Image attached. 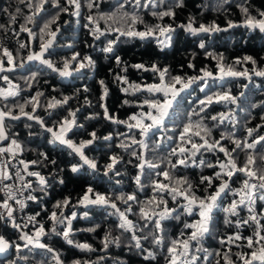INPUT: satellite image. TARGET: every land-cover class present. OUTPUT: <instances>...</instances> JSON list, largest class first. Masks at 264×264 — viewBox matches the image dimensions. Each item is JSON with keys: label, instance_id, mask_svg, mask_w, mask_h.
Returning <instances> with one entry per match:
<instances>
[{"label": "trees", "instance_id": "1", "mask_svg": "<svg viewBox=\"0 0 264 264\" xmlns=\"http://www.w3.org/2000/svg\"><path fill=\"white\" fill-rule=\"evenodd\" d=\"M39 2L31 0L32 7L29 8L28 0H0V25L4 26L0 28V67L4 69L0 71V86L13 84L17 89L14 95H0V111L10 113L3 119L6 141L0 146L11 140L20 145L19 149L15 148L19 151L17 159L28 164L25 169L21 163L35 197L31 199L29 210L39 214L38 222L26 227L20 225V228L13 226V223L19 225L17 222L0 220V237L9 244L7 251L0 254V264H57L56 256L61 264H73L77 260L81 264H169L168 248L172 242L189 240L194 229L186 228L185 224L200 219L198 204L189 214L184 208L187 201L182 196L173 200L167 191L161 193L155 188L157 183L186 188V185L176 184L178 179H187L192 184V193L206 203L210 202L207 198L215 195L221 183L227 180L229 184V189L218 197V206L211 211L209 231L197 241L189 240L188 254L180 257L178 264H225V254L233 264H243L238 256L250 254L259 247L254 245L249 249L245 238L253 237L257 230L264 235V229H258L250 220V215L255 214L260 225L264 226V200L259 199L261 193L256 191L250 205L252 213L247 203L237 208L236 215L225 213L224 208L234 200L239 201L236 192L247 177L237 172L230 180L226 176L216 179L215 173L221 171L219 162H227L228 157L219 151V147L197 151L192 149V143L203 144L201 137L209 143L220 141V146L229 152L236 149L232 156L238 167H243L248 155H252L256 160L253 170L264 169V161L260 159L264 156V141L252 149L236 148L233 143L236 140L250 144L264 136V76L256 75L264 71V32L245 26L246 15L242 11L246 8L248 16L262 19L260 13L264 12V0H153L155 6L150 4L147 8H137L133 0H78V9L68 0H58V7H53V0H48L38 11ZM90 2L94 5L91 8L88 7ZM145 2L141 0L142 5ZM17 9H20L19 13ZM167 10L173 11L174 16L159 19L152 14ZM34 12L37 14L33 15ZM123 13H135L139 20L132 24ZM12 15L16 16L14 22L10 19ZM29 16H32L31 23L27 20ZM90 16L93 18L91 22ZM109 16L113 19H108ZM189 23L196 29L204 25L219 30L193 35L187 30ZM45 24L49 25L46 29ZM156 25L174 29L167 34L171 37L168 45L158 42L162 37L159 32L141 39L112 30L145 31ZM22 26L30 29L32 34L22 31ZM49 40L52 43L43 51L42 59L50 61L53 68L40 60L28 59L30 55L40 54L42 45ZM109 41L115 42L111 53L103 51ZM21 44L25 47L21 48ZM5 49L12 54V64L4 55ZM73 56H76L75 60ZM86 57L91 59V64ZM117 57L120 58L119 64ZM245 57H251V60H245ZM65 63L68 64L67 76L60 74ZM81 63L85 65L83 68ZM137 64L144 67H134ZM153 66L168 69L164 79L166 84L175 76L185 82L193 77L196 80L187 89L179 91L163 124L141 135L139 128H129V124L136 123L130 117L135 115L144 124H151L145 113L155 115L156 112L144 101L163 103L164 100L163 93L147 91V85L161 82L159 72H154ZM229 70L246 71L247 75H227ZM205 71L211 72L212 76L205 77ZM5 76L7 81L3 79ZM224 93L235 98V102L217 101V94ZM208 97H212L213 102L201 105L200 101H207ZM65 98L67 102L63 103ZM55 101L62 103L49 108L48 105ZM20 106L36 119L22 115ZM201 107H204L203 112H200ZM221 113L223 120L219 118ZM13 116L19 119H12ZM212 116L218 119L213 121ZM66 119L73 122L67 131V140L77 146L93 140L82 151L84 157L96 164L95 169L47 131V128L59 131L60 124ZM190 122L194 125L200 123L210 132L193 127L181 140V133ZM249 129L253 130L251 135ZM197 131L200 136L194 135ZM93 132L95 139L91 136ZM108 136L111 139H104ZM181 147L188 151L180 153ZM173 149L176 155H172ZM112 157L117 158V163L109 169L107 166ZM179 159H185L186 164L178 165ZM173 164L177 166L173 168ZM73 166L77 167L76 172L71 170ZM164 171L169 172L171 179L162 175ZM31 172L39 173L46 183L41 185L39 176L29 175ZM137 176L140 177L139 184ZM201 177L213 178L211 186L207 182L201 183ZM89 188L92 192H88ZM85 195L90 200L97 195L105 196L108 203H81ZM129 195L136 199L127 200ZM161 198L167 201L168 209L176 211L166 215L161 228L157 229L154 222L165 208L159 204ZM64 200L69 203L64 205ZM149 200L153 203L149 204ZM112 203L119 212L111 207ZM57 204L60 207H56ZM142 208L152 217L151 220L142 217ZM52 212L64 222L53 221ZM120 212L131 222V228L119 227L123 223ZM226 217L230 223L225 222ZM243 220L250 222L245 225ZM69 221L71 232L65 239L63 231ZM40 225L44 226L45 235L39 238V242L46 247L35 244L24 247L27 242L20 239L21 235L35 237ZM133 235L141 238L140 249L135 247V241L131 239ZM236 235L242 239L228 242L229 237ZM145 236L148 239H143ZM106 237L113 241L119 238V243H109L105 248ZM157 237L161 240L159 244L154 242ZM68 239L73 243L69 244ZM77 244H87L91 250H82L76 247ZM16 245L21 246L19 251ZM48 248L52 251L49 252ZM177 249L183 251L181 244H177ZM149 253L152 256L145 259Z\"/></svg>", "mask_w": 264, "mask_h": 264}, {"label": "snow or ice", "instance_id": "2", "mask_svg": "<svg viewBox=\"0 0 264 264\" xmlns=\"http://www.w3.org/2000/svg\"><path fill=\"white\" fill-rule=\"evenodd\" d=\"M21 2H24V0H21ZM48 0H40L39 4L37 5V9L42 10L44 3H47ZM68 2L70 4H74L76 6V8L78 9L80 7L78 0H68ZM135 6L137 8L139 7H144L147 8L149 7L150 4H152L153 6V0H146V2L142 5L141 4V0H133ZM58 0H53V7H58ZM93 3H89L88 7L91 8L93 7ZM177 6H182L181 4H177ZM28 7L31 8L32 7V3L31 0H28ZM121 8L124 7L123 4L120 5ZM64 11H66L67 9H63ZM20 9H17V13H19ZM242 11L245 13L246 15V20H245V26L249 27V28H259V30L261 32H264V18L262 19H255L254 17L248 16V10L246 8L242 9ZM37 13L34 12L33 15H36ZM154 16H158L159 19H163L165 16H174V12L171 10H167V11H163V12H153L152 13ZM261 17H264V12L260 13ZM123 17H127L128 19H130L132 24L137 23V21L139 20V17L133 13L131 15H129L128 13H123ZM122 17V18H123ZM10 19L14 22L16 19L15 15L10 16ZM89 21L91 22L93 20V18L90 16ZM108 19H113L112 16H109ZM27 20L29 23L32 22V16L27 17ZM141 23H143V21H139ZM229 26L232 27L233 25L231 24V22L229 23ZM4 27L3 25H0V28ZM49 25L45 24L44 28H48ZM183 27V26H182ZM22 31H27L29 32V35H31V30L28 29L27 27L22 26L21 27ZM113 31H117L120 33V35H125L128 37H139L141 39H145L147 37L150 36H154L156 32H159V34L161 36H165L166 39H171L170 36H168V33H171L172 31H174V29H172L170 26L169 27H161L160 25H156L154 27H148L146 28L145 31H134V30H126V31H121L119 28H115L112 29ZM187 30L190 31L193 35H196L198 33H207V32H211V31H218L219 29L215 26H209L206 27L204 25H201L199 27V29H196L194 27H192V24L189 23V25L187 26ZM43 31V30H42ZM51 35L54 37L55 36V32L51 33ZM160 44H164L165 41L164 40H159L158 41ZM52 41L49 40L48 43L43 44L42 45V51L40 54H36V55H30L28 57L29 60H40L41 63L46 64L49 68H53V65L50 61L48 60H44L42 59V54L43 51H46L47 48L51 45ZM115 42L114 41H109V44L106 48L103 49L104 52L107 53H111L113 51V44ZM21 48H24L25 45L21 44L20 45ZM200 47L203 48L204 45L203 43L200 44ZM4 55L7 56L8 58V63L12 64L13 63V57L12 54L10 52H8L7 49L4 50ZM73 60L76 59V56L72 57ZM89 64L92 63L91 59L86 57L85 58ZM245 60H251V57H245ZM117 63H120V58L117 57L116 58ZM237 63H239V61H237ZM254 63V61H253ZM85 65L84 63L80 64V67L83 68ZM192 65H189V67H191ZM134 67L136 68H143L144 65L142 64H137L134 65ZM68 69V64L65 63L64 65V70L61 71V75L63 76H67L69 75V72L67 71ZM55 70V69H54ZM152 70L154 72H159V76H160V81L161 83L159 85L157 84H152V85H148L147 86V91L150 93H163L164 95V100L163 103L156 101V100H145L144 104H147L149 106V108L155 110L156 114L153 115V112H148L147 113V119L151 120L152 123L151 124H144L142 119H138L137 116L133 115L130 117L131 120L136 121L135 124H129V128H139L141 130V135H146L153 127H159L160 125L163 124L164 118L168 115V110L172 107V102L173 100H175L176 96L179 94V91H182L184 89H187L188 87H190V85L195 82L196 78H190L187 82H185L180 76H175L171 78V82L165 84L164 83V79L165 76L168 72V69H157L155 66H153ZM0 71H4L3 67H0ZM221 71L223 72V69L221 68ZM227 75H232V76H240V75H247V72H235V71H231L229 70L227 73ZM256 75H260V76H264V71L261 72H257ZM204 76L205 77H210L212 76L211 72L205 71L204 72ZM3 79L5 81L8 80V77L5 76L3 77ZM126 82V81H124ZM101 83H103L101 81ZM177 85H182L181 89H177ZM138 88V86H136ZM106 89H105V93H106ZM125 91H127V89H125ZM15 93H8V95H14ZM0 95H4V93L2 91H0ZM217 101H232L233 103L235 102V98L231 97L228 93H224L223 95H219L217 94L216 96ZM67 102V98H65V100L63 101V103ZM213 102V98L212 97H208L207 101L201 100L200 104L201 105H205V104H211ZM62 103L61 101H55L54 104H49L48 107H54L56 104H60ZM33 111H35V108H33ZM204 111V107L200 108V112ZM20 112L22 115H25L28 117V119H36L34 116L30 115L29 113L24 112V108L23 106H20ZM195 115H199V113H193ZM10 115V113L7 112H3L0 111V140H4L6 139L5 136V132H4V127H3V119L5 116ZM72 116L75 115V113L71 114ZM143 116V114H141ZM221 120H223L224 116L223 113L220 114L219 117ZM12 119H19V117L17 116H13ZM211 119L213 121H216L218 119L217 116H212ZM41 124L43 123L42 121H38ZM72 123L71 121H68L67 119L64 120L61 124H60V130L58 133L53 132L52 128H47L48 132H52L54 139L60 141L63 144H66L68 147L72 148L76 153L80 154L81 158L84 160L85 164H88L91 168L95 169L96 168V164L93 163L92 161L88 160L86 157H84L83 154V149L91 144L93 142V140H88V141H84L81 142L79 144V146L73 144L70 140L65 139V133L67 131L70 130V128L72 127ZM193 127L201 129L205 132H210L209 129L207 128H203L202 125L200 123H196L195 125L192 124L191 122L187 125H185L183 132L181 133V140L184 139V135L186 133H188ZM249 135H251L252 133V129H249ZM194 135L196 136H200V132L197 131L194 133ZM91 136L93 137V139L96 138V134L95 132L91 133ZM222 139L224 137H221ZM104 139H111L110 136L105 137ZM201 139L204 141L203 144H196V143H192V149H195L197 151H199L200 148H206L208 150L214 149L219 147V151L224 153V155L226 157H228L227 162H219V168L221 171L216 172L215 173V178L216 179H222L224 176H226L229 180L233 177V175H235L237 172L243 173L247 178L243 180V184L242 187L237 190L236 194L240 196L239 201H233L228 207L224 208L223 211L225 213H228L230 215H236L237 214V208L239 206H244L247 205L248 210L250 213L253 212V209L250 207V205L254 202L253 198L256 194V191H259L261 194L259 195V199L260 200H264V169H257V170H253V165L256 163L255 157L252 155H248L247 160L244 164L243 167H238L236 164L235 159L232 156V152H235L236 149H232V152H229L228 149H226L223 146H220V141H215L214 143H209V141L207 139H205L204 137H201ZM261 141H264V136L259 137L258 140L253 141V143H247L246 141L241 142V141H236L234 140L233 143L236 144V148H248V149H252L255 148L257 143H260ZM133 143H137V141L133 140ZM139 143L143 144V141H140ZM11 144L16 148L19 149L20 145L17 143L16 140H12ZM123 146V145H122ZM13 148L9 147V148H0V153H5V152H12ZM186 151H188L187 149L181 147L179 149L180 153H185ZM195 153H193L194 155ZM133 155H135V153H133ZM172 155H176V150L173 149ZM261 161H264V156H261ZM111 163L108 164V168L112 169L113 166L117 163V158L116 157H112L111 158ZM22 164H24V168L27 169L28 168V164L24 163L23 161H21ZM32 163H36L35 161H33ZM203 163V162H201ZM178 165H185L186 164V160L185 159H179L177 161ZM177 164H173L172 167L175 168L177 166ZM209 167H213V165H208ZM141 168H143V165H140ZM149 167H157L156 165H149ZM73 172H76L78 169L76 166H73L71 169ZM17 175L19 176V173H17ZM29 175L32 176H39V173H35V172H31L29 173ZM162 175L166 178V179H171L169 172L168 171H164L162 173ZM0 179H10V177L7 175L6 172L0 171ZM21 179H23L21 177ZM212 179L211 177H201V183L207 182L209 184V186H211L212 184ZM252 181H257V183H253ZM136 182L137 184L140 183V177L137 176L136 177ZM39 183L41 185H44L46 183L45 178L43 176H39ZM61 183H63V181H61ZM176 184L177 185H186V188H181V187H170L168 184H164V183H157L155 185V188L158 189L161 193L167 191L169 194L172 195V199L176 200L177 196H182L184 200L187 201V204L184 206L185 210L191 214L192 210H193V206L198 204L199 207V216L200 219L196 222V223H192V224H185L186 228H192L194 229V231L191 232V235L189 237V240L191 241H197L200 237H202L205 233H207L209 231V224L211 222V211L214 207H217V199L218 197L221 195V193L225 192L226 190L229 189V184L227 182V180H225L223 183L220 184L219 189L216 191L215 195H211L210 197L207 198L208 201L210 202H205V200L203 199H198L194 193H192V184L189 183L187 181V179H183V180H176ZM6 189H8V199H14L15 196L12 192V190L10 188H8L7 185L4 186ZM24 188H30L31 185L30 184H24L23 185ZM88 192H92V189L89 188ZM29 199L34 200L35 197L33 196H29ZM120 199H123V197H120ZM136 197L134 195H129L127 197V200L132 201L135 200ZM18 204H20V207L23 208L24 207V203L23 201L17 200L16 201ZM69 202L68 200H64L63 204L67 205ZM81 203H89V204H107L108 200L105 196L102 195H97L96 198L94 200H90L88 195H85L83 197V200L81 201ZM149 204H152L153 201L149 200L148 201ZM160 205H165L164 211L159 213V219L155 220V226L157 229L161 228V221L163 219L166 218V215H171L172 212L176 211V209H168L166 207L167 201L164 200L163 198L160 199L159 201ZM159 206V205H157ZM0 207L4 208L7 210V215L9 218L12 217V213H13V209L12 207L9 205L8 200L6 199L2 204H0ZM56 207H60V204H57ZM111 207L113 209H116V204L112 203ZM117 212H119V209H116ZM130 210V209H129ZM141 214L142 217L146 220H151L152 217L149 216L148 212H146L143 208L141 209ZM37 215H39L37 213ZM121 219L123 220V223L119 224V227L121 229H126V228H131V222L127 221V219L124 216L123 212L119 213ZM73 217H75V213H73ZM0 218H3V214H0ZM178 218V217H177ZM36 217L32 216L29 217L30 221H35ZM51 219L53 221L59 222V223H63V220H58L57 217V213L56 212H52L51 214ZM250 220L254 221L257 226L258 229H264V226L260 225V222L257 220V217L255 214L250 215ZM250 220H243L242 223L247 225L249 224ZM226 223H230L231 221H229L226 217L225 219ZM70 221L68 222V227L66 228V230L63 231V236L65 237V239H67L69 237V234L71 232V227H70ZM13 226L16 228H20V225H17L15 223H13ZM53 232H55V228L52 229ZM45 235V230H44V226L40 225L39 228L37 229V231L35 232V237L33 236H29L27 234H23L21 235L20 239L25 240L27 243L24 245V247H27L28 245L31 244H35L37 247L40 248H45L46 246L42 243L39 242V238L41 236ZM131 239L133 241H135V247L137 249L141 248V243L140 237H137L136 235H133L131 237ZM143 239H148L147 236L143 237ZM242 237L240 235H236L235 237H229L228 238V242H233V240H241ZM247 240V247L249 249H253L254 245H259L258 248H255V250L251 251L250 254L246 253V254H240L238 256L239 259H241L243 261V264H264V235L261 234L260 230H257L254 233L253 237H247L245 238ZM189 240H184V241H173L172 242V246L168 248V252L170 253V260H169V264H178V260L180 257H184L187 256L188 254V248H189ZM67 242L69 244H72L73 241L68 239ZM119 243V238H116L114 241L113 240H109L107 237L105 238V243H104V247L107 248L109 243ZM155 243L159 244L161 243V240L159 237L155 238L154 240ZM224 241H221V243H223ZM181 244V247L183 249V251H179L177 249V244ZM20 245H16L17 250L19 251L20 249ZM76 247L80 248V249H87V250H91L90 246L87 244H77ZM9 248V244L7 241H5L3 238H0V253L5 252L7 249ZM49 252L52 251L51 248L47 249ZM150 256H152V253H149L148 256L145 257V259H148ZM225 264H233L232 260L228 257L227 254H225ZM57 264H61V262L59 261V257L56 256L55 257ZM192 260H195V257L192 258ZM73 264H81L80 261H74ZM181 264H183V262H181Z\"/></svg>", "mask_w": 264, "mask_h": 264}, {"label": "built area", "instance_id": "3", "mask_svg": "<svg viewBox=\"0 0 264 264\" xmlns=\"http://www.w3.org/2000/svg\"><path fill=\"white\" fill-rule=\"evenodd\" d=\"M0 171L6 172L10 179H0V204H2L6 199L8 200L9 205L13 209L12 217L9 218L7 215V210L0 207V214H3V218L0 220H11L17 222L21 226H29L39 221V218L36 213H33L29 210L31 204V199L29 196H32L30 188H24V184H29V178L25 173L23 166L17 159V155H3L0 158ZM19 173V176L17 175ZM21 177L23 179H21ZM7 185L10 188L15 196L14 199H8V189L4 186ZM23 201L24 207L21 208L20 204L16 201ZM35 216V221H30L29 217Z\"/></svg>", "mask_w": 264, "mask_h": 264}, {"label": "rangeland", "instance_id": "4", "mask_svg": "<svg viewBox=\"0 0 264 264\" xmlns=\"http://www.w3.org/2000/svg\"><path fill=\"white\" fill-rule=\"evenodd\" d=\"M160 40H164L165 41V43H164V45H168V41H169V39H166V37L165 36H162L161 37V39ZM161 82H159V83H156L157 85H159ZM165 83V82H164ZM166 84V83H165ZM152 85V84H151ZM148 86V85H147ZM177 89H181V88H177ZM185 90V89H184ZM0 91H2L3 93H5V94H8V93H16V91H17V89H16V87L13 85V84H9L8 86H0ZM145 115L147 116V113H145ZM154 115V114H153ZM56 133H58L59 131H55ZM66 134H67V132L65 133V139H66ZM11 142H12V140L10 141V143H8V146L6 147V148H9V147H12L13 148V151L12 152H5V153H1V155L0 156H3V155H19L18 153H19V151H16L15 150V147L11 144ZM7 251V250H6ZM5 251V252H6ZM5 252H2V253H0V254H3V253H5Z\"/></svg>", "mask_w": 264, "mask_h": 264}, {"label": "crops", "instance_id": "5", "mask_svg": "<svg viewBox=\"0 0 264 264\" xmlns=\"http://www.w3.org/2000/svg\"><path fill=\"white\" fill-rule=\"evenodd\" d=\"M5 132V131H4ZM5 136H6V133H5ZM4 141H6V139H4V140H0V143H2V142H4ZM8 146V143H4V145L1 147L0 146V148H5L6 149V147ZM1 238V237H0Z\"/></svg>", "mask_w": 264, "mask_h": 264}]
</instances>
